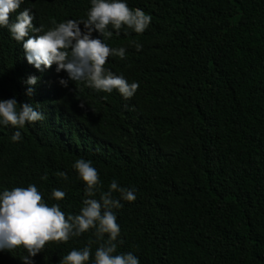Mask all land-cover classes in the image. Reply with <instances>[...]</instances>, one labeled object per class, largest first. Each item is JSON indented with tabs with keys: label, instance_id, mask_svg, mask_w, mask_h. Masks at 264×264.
<instances>
[{
	"label": "trees",
	"instance_id": "16d2710c",
	"mask_svg": "<svg viewBox=\"0 0 264 264\" xmlns=\"http://www.w3.org/2000/svg\"><path fill=\"white\" fill-rule=\"evenodd\" d=\"M127 3L152 17L142 34L108 26L104 42L124 47L126 58L110 56L105 67L139 85L128 99L83 82L60 86L63 70H36L0 28V99L44 113L19 129L16 143L17 129L0 127V189L35 184L47 204L78 214L84 182L71 165L83 158L98 172L94 198L113 179L136 190L113 210L117 253L132 252L140 264H264V0ZM25 7L47 30L52 21L86 19L90 0H25L17 11ZM29 75L39 77L32 97L22 83ZM54 188L62 200L50 198ZM93 231L47 242L35 264H59L89 240L94 252ZM23 255L5 250L0 264H21Z\"/></svg>",
	"mask_w": 264,
	"mask_h": 264
},
{
	"label": "clouds",
	"instance_id": "9594fccd",
	"mask_svg": "<svg viewBox=\"0 0 264 264\" xmlns=\"http://www.w3.org/2000/svg\"><path fill=\"white\" fill-rule=\"evenodd\" d=\"M24 3L25 0H0V28H6L10 37L21 44L28 64L40 72L53 65L57 73L63 70L68 79L59 78L58 83L62 87H67L71 80L83 82L96 91L111 93L116 90L124 99L136 93L137 82L129 83L122 75L105 67L110 56L124 60L126 49L110 48L104 41L113 35L108 30L109 25L117 35L122 27L125 34L128 29L142 34L151 23L149 14L139 8L131 9L127 0H90L86 19L52 21V27L44 30L43 25L34 26L36 17L30 8L17 11ZM10 14H15L11 21ZM80 25H83V30ZM94 32L103 39L93 38ZM133 44L139 52L142 45L135 41ZM38 82L39 77L35 75H29L22 81L26 96L32 97ZM38 109L39 104L34 107L32 103H18L15 97L0 99V127L17 129L11 136L13 143L22 139L19 129H23L26 123L44 119V113ZM71 167L84 182L83 207L75 215L69 213L66 217L59 204H47L35 184L0 189V252L23 248L26 255L19 258L21 264H35V257L47 242L65 243L91 229L98 244L94 252L89 240L83 248H74L63 255L59 264H140L132 252L117 253L120 226L113 211L123 206L121 201H134L136 190L121 187L113 179L107 191H101L99 199H96L100 181L92 161L80 158ZM60 175L67 179L64 173ZM46 178L41 177L42 180ZM113 193L118 194L119 199ZM64 196L62 190L54 188L50 198L59 201Z\"/></svg>",
	"mask_w": 264,
	"mask_h": 264
}]
</instances>
